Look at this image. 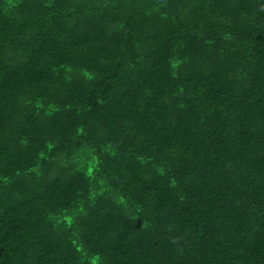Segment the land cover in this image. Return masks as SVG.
I'll use <instances>...</instances> for the list:
<instances>
[{
    "label": "trees",
    "instance_id": "trees-1",
    "mask_svg": "<svg viewBox=\"0 0 264 264\" xmlns=\"http://www.w3.org/2000/svg\"><path fill=\"white\" fill-rule=\"evenodd\" d=\"M0 264H264V0H0Z\"/></svg>",
    "mask_w": 264,
    "mask_h": 264
}]
</instances>
